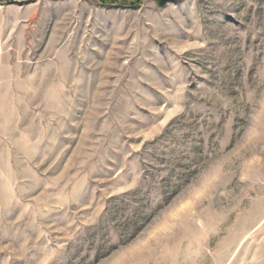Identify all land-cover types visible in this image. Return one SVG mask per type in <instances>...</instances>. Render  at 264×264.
Here are the masks:
<instances>
[{"label": "rangeland", "instance_id": "rangeland-1", "mask_svg": "<svg viewBox=\"0 0 264 264\" xmlns=\"http://www.w3.org/2000/svg\"><path fill=\"white\" fill-rule=\"evenodd\" d=\"M0 264H264V0H0Z\"/></svg>", "mask_w": 264, "mask_h": 264}, {"label": "water", "instance_id": "water-1", "mask_svg": "<svg viewBox=\"0 0 264 264\" xmlns=\"http://www.w3.org/2000/svg\"><path fill=\"white\" fill-rule=\"evenodd\" d=\"M10 4H16L19 6H23V5H27L29 3H32L33 1L36 0H28V1H16V0H8ZM166 3V1L162 2L161 5H164Z\"/></svg>", "mask_w": 264, "mask_h": 264}]
</instances>
